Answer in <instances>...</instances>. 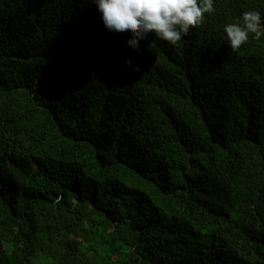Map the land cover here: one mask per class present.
I'll return each instance as SVG.
<instances>
[{
    "label": "trees",
    "instance_id": "trees-1",
    "mask_svg": "<svg viewBox=\"0 0 264 264\" xmlns=\"http://www.w3.org/2000/svg\"><path fill=\"white\" fill-rule=\"evenodd\" d=\"M215 9L136 50L91 0H0V264H264V36L223 30L264 0Z\"/></svg>",
    "mask_w": 264,
    "mask_h": 264
},
{
    "label": "clouds",
    "instance_id": "clouds-1",
    "mask_svg": "<svg viewBox=\"0 0 264 264\" xmlns=\"http://www.w3.org/2000/svg\"><path fill=\"white\" fill-rule=\"evenodd\" d=\"M92 13L101 18L110 32L123 33L129 39L119 42L139 50V41L150 33L155 39L149 41L153 50L156 40H163L178 46L190 29L199 27L205 14L215 12V0H91ZM227 43L232 50H238L252 39L264 36V15L259 10H245L242 21L224 25ZM131 65L132 61H125Z\"/></svg>",
    "mask_w": 264,
    "mask_h": 264
}]
</instances>
